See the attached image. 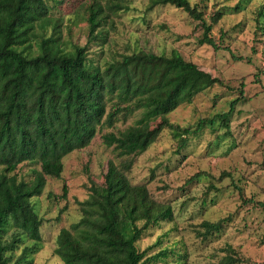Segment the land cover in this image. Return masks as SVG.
I'll list each match as a JSON object with an SVG mask.
<instances>
[{"label":"trees","instance_id":"1","mask_svg":"<svg viewBox=\"0 0 264 264\" xmlns=\"http://www.w3.org/2000/svg\"><path fill=\"white\" fill-rule=\"evenodd\" d=\"M128 1L89 0L84 15L88 38L104 43L110 15L128 9ZM247 1L240 0L234 9H244ZM157 5L175 6L198 20L203 30L198 42L218 48L211 29L224 12H214L208 22L189 0H148L149 8ZM49 12L46 0H0V264H34L42 236L32 198L42 194L47 176L60 177L65 155L88 146L98 130L113 127L118 116L126 119L135 112L139 116L133 124L101 135L115 160L107 162L101 190L91 189L77 202L81 215L60 228L53 251L64 264H147L164 257L168 250L147 255L136 243L149 227L171 219V205L154 199L145 183L133 184L128 172L164 129L177 139L180 151L205 127L218 123L228 128L243 92L227 111L180 127L167 115L222 83L220 79L176 49L168 55L138 50L93 60L86 46L65 48L55 28L45 35ZM259 16L264 19V5ZM257 28L264 34V20H258ZM24 162L39 165L29 180L14 173ZM62 189L65 196L66 185ZM225 221L205 220L197 234L207 238L218 233ZM229 250L220 263L241 262Z\"/></svg>","mask_w":264,"mask_h":264},{"label":"rangeland","instance_id":"2","mask_svg":"<svg viewBox=\"0 0 264 264\" xmlns=\"http://www.w3.org/2000/svg\"><path fill=\"white\" fill-rule=\"evenodd\" d=\"M189 1L208 22L214 12H224L211 29L217 49L198 42L203 32L198 20L172 5L151 9L148 0H129L128 9L110 15L104 43L88 38L84 15L89 0H46L51 24L45 35H52L55 28L65 48L86 46L93 60L138 50L166 55L178 50L185 60L222 81L167 115L180 127H193L202 118L227 111L242 90L244 98L231 112L228 128L218 123L205 127L180 151L177 139L164 129L135 158L130 181L145 183L152 197L169 203L173 211L171 219L149 227L136 245L147 255L168 250L147 264H221L229 248L241 258L236 264H264V34L257 28L258 20H264L259 16L264 0H249L238 10L234 6L240 0ZM138 116V112L126 119L118 116L114 126L98 130L88 146L63 157L59 178L46 177L42 194L31 200L41 218L42 236L34 264H64L53 251L56 235L79 219L77 202L91 189L101 190L107 162L115 160L101 135L126 128ZM33 168L39 165L24 162L14 173L29 180ZM219 219L226 220L220 232L199 237L203 221Z\"/></svg>","mask_w":264,"mask_h":264}]
</instances>
